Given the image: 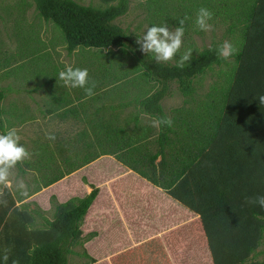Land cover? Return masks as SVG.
Instances as JSON below:
<instances>
[{
	"label": "trees",
	"instance_id": "trees-1",
	"mask_svg": "<svg viewBox=\"0 0 264 264\" xmlns=\"http://www.w3.org/2000/svg\"><path fill=\"white\" fill-rule=\"evenodd\" d=\"M100 1L103 7L76 0H34L38 15L63 31L68 52L111 46L133 51L143 67L142 75L160 84L140 101L141 110L155 120L167 117L160 102L171 95L169 83L176 82L183 94H190L194 78L225 61L217 56L219 42L200 50L183 67L158 63L153 53H139L133 35L113 22L128 11L129 0ZM233 1L201 0V5L237 4L232 13L236 21L230 23L232 30L239 29L232 46L234 64L225 72L217 93L213 86L201 105L174 109L172 126L161 125L154 138L148 128L136 126L134 134L127 136L122 127L109 124L104 134L96 131L92 141L83 143L84 150L78 147L71 152L58 144L65 169H57L44 187L102 154L114 155L199 216L213 264H264V257L255 260L264 237V208L259 203L264 196V106L257 98L264 95V0ZM3 96L0 90V101ZM7 132L0 114V135ZM147 144L155 146V151ZM93 145L98 151L88 152ZM55 160L52 154L48 158L53 164ZM90 186L84 197L59 203L52 219H45V227L32 226L33 213L24 205L15 206L4 186L0 193V264H68V256L83 236V218L99 191L96 185ZM104 194L93 206L97 211L104 207ZM179 241L174 247L181 246ZM83 254L94 261L87 251Z\"/></svg>",
	"mask_w": 264,
	"mask_h": 264
},
{
	"label": "rangeland",
	"instance_id": "rangeland-1",
	"mask_svg": "<svg viewBox=\"0 0 264 264\" xmlns=\"http://www.w3.org/2000/svg\"><path fill=\"white\" fill-rule=\"evenodd\" d=\"M76 1L83 5L104 6L100 0ZM152 1L148 3V0H129L127 14L116 18L113 22L131 33L132 37L135 38V42L138 39L142 40L148 28L152 26H166L169 32L174 34L175 30L181 26L168 25L167 23L171 22L170 24H172L177 14H179L176 6H187L188 8L184 9L187 13L186 17L188 19L193 17V24L184 28L181 49L167 63L178 64L182 54L191 49L190 59L184 63L188 64L200 50L212 43L228 41L235 47L234 41L239 35V29L233 28L232 30L230 23L236 21L235 15H232L233 12H236V3L221 7V5H201V0H163V3L161 0ZM171 3L174 5H170ZM172 7H174V11L171 14L169 9ZM202 7L207 8L213 14L212 19L209 21L211 29L207 32L199 30L195 24L197 12ZM181 17L184 18L185 16ZM76 50H78V53L71 54L72 52H68L63 31L54 22L45 21L38 15L34 0H0V83L8 84L10 79V76L5 77L6 75L3 74L7 69L3 67L2 59L3 57H9L10 54L14 55L15 52L18 53V60L22 63L17 67L19 73L15 77L21 82L17 83L20 87L23 89L25 87L22 82L27 83L29 87H37L41 83L38 87L44 93L50 91L63 93L64 98L67 96L68 87L58 77L59 72L65 70L66 66L81 69H87L91 65L95 68L101 66L100 71L105 73L100 74L98 69H94L92 70L93 78L105 77L112 84L120 80H130V82L137 83H143L145 79L147 80V76L142 75L143 67L141 63L137 61L134 52L129 48L117 46L105 48L103 50L108 52L105 58H102L99 54H96L93 58L90 55V50L87 52L81 48ZM139 53H143L140 50V45ZM233 64L234 58L230 56L222 64L214 65L204 74L194 78L192 81L193 90L190 94H183L178 89L176 82L169 83L171 95L161 100L162 107L167 114H171V110L174 108L191 110L197 105H201L208 100V95L213 86L216 88L213 92L217 93L220 85L224 82L225 72L229 71ZM88 79L90 86L93 81L89 77ZM11 82L14 83V79ZM130 82L121 84L123 95H126L125 88ZM150 84L155 85L156 88L160 86V84L158 85L153 81ZM138 92L141 94L143 90H138ZM133 93L135 94V92ZM133 93H129L125 100L134 99L135 95ZM23 99L21 97L8 98L3 103L8 108L10 103L24 102ZM95 105L97 104L92 102V108ZM34 109V112L31 111V115H34L35 119L21 125L8 126L12 121L17 120L15 117H9L10 122L8 121L6 124L7 131H16V134L20 137L17 145L25 149L27 156L19 161V165H14L8 169L7 179L0 183V188L5 185L13 193H16L15 195L23 197V199L26 194L29 195L27 198L31 200L26 199L24 206L32 207L35 218L32 226L45 227V219H52L55 207L59 204L58 200L61 202L70 198L76 200L78 197H84L92 189L90 184H96L95 180L93 181L94 178H92L93 173L97 176V174L101 175L104 172L106 180L104 182L108 183L114 177L110 173L117 171L119 166L115 165L114 156H112L113 159L101 158L97 162L87 163L88 165L82 167L80 171L75 170L69 174H64L59 180L44 187L42 183L48 177L54 175L58 169L57 163H61V156L57 152L58 144L65 145L71 149V152L78 147L84 150L85 145L83 143L92 141L93 136L89 132L87 139L78 135L83 132L81 130L88 128L85 121L69 120L64 117L57 118L54 115L47 116L41 111L40 106H35ZM48 109L53 110V107L50 106ZM98 114L93 113L92 116H98ZM73 121L74 123H72ZM147 145L152 152L155 151V146ZM96 148L95 145L90 146L88 152H94ZM51 154L57 158L55 160L56 164L48 162V158L51 159ZM80 154L82 153L79 152ZM21 168L24 170L21 171ZM130 182L131 184H122V186L125 189H130V192L134 191V193H128L132 194L128 197H133L129 203L133 204L135 202L134 212L140 214V219L136 217V219L131 220L134 216L123 215V207L121 201L118 200L120 199L119 195L110 186V183L104 189H99L100 194L98 191L99 195L96 196L99 198L100 195L105 193L103 196L104 207L97 211L93 207L95 200L87 210L81 227L84 234L79 245L73 248L74 253L68 256V264H213L197 214L178 202L167 200L166 197L163 201L162 194L165 191L158 186L155 188L154 184V186L149 183L143 185V182L137 179L130 180ZM137 184L144 187V192L135 190L137 186L130 187ZM104 190L105 192H103ZM136 193L138 194L136 195ZM136 197L139 198L136 199ZM156 199H158L160 205H158ZM106 211L123 216V219L127 220V222H124L128 228L122 229L126 234L130 230L133 232L135 228H139L140 235L135 238L137 240L136 244L135 242L132 244L133 242L130 240L124 246L122 244L120 246L111 244V240L113 242L114 239L123 240L124 236L119 234L121 230L111 233L114 229L110 230L105 227L110 216V214L107 216ZM158 213L161 216H159L160 219L164 217L165 222L171 220V217L175 218L169 224L163 225V221H161L159 232L146 226V223H151L153 217ZM182 215L185 217L182 219L177 218ZM170 235H172L171 238ZM178 241L181 246L176 248L174 246ZM98 249L99 251L103 250L102 253H99ZM84 251H87L94 258V261H90L88 257L84 256ZM256 251L255 260H261L264 257V237Z\"/></svg>",
	"mask_w": 264,
	"mask_h": 264
},
{
	"label": "crops",
	"instance_id": "crops-1",
	"mask_svg": "<svg viewBox=\"0 0 264 264\" xmlns=\"http://www.w3.org/2000/svg\"><path fill=\"white\" fill-rule=\"evenodd\" d=\"M186 8H188V7L185 5L176 6L177 11L179 12V14H177V17L179 16V20L180 19L185 20V23H184L185 26L183 25L184 28L191 26L193 24L192 20H194L193 17L189 18V19L186 17L187 13L184 10ZM169 10L172 14L174 11V7H172ZM126 14H127V12L124 15H126ZM181 16H185V17L182 18ZM175 20L172 24H170L171 22H169L167 24L180 26L179 21L177 24L175 22ZM164 23H166V22L164 21ZM107 48H109V47H107ZM76 49H78V48H76ZM76 49L71 51L72 52L71 54L76 53V52L78 53V50H76ZM103 49H105V48H102V49L86 48V49H84V51L87 52L88 50H90L91 51L90 55L93 58H95L96 54H99L102 56V58H105L106 55H108V52H105ZM18 58H19L18 53L15 52L14 55L10 54L9 57H3V59H2L3 63H4L3 67L7 69L3 74H4V76L6 75L5 77L10 76L8 84L0 83V90L4 94L2 100L0 101V114H1V118L4 121L5 125L7 124L8 121L10 122L9 117H15V118H17V120L12 121L11 124H9L8 126L21 125L27 121L34 120L35 117H34V115H31V111L34 112L35 106H40L41 111L47 116L48 115L49 116L54 115L57 118L58 117L59 118L64 117V118H67L69 120L72 119V120H78V121H85L86 122L85 125L88 128H86V130L83 129L81 131L86 132V135L83 137L81 135V133L78 134V135L82 136L81 138H84V139L85 138L87 139L89 134L91 136H93V139H94L96 137V135H95L96 131H99V132L101 131V133L104 134L105 130L107 128L106 126L109 124H111L113 126L122 127L123 131H125V135H127V136L129 134H134L133 129L136 126H137V129H139V127L148 128V130L151 131L149 134V135H151V138H154L155 137L154 135L157 134L159 128L152 127V121L155 120V118L149 116L143 110H141V104H140L141 100L148 97L156 89V87H154L155 85L150 84L152 80L148 81V80H150L148 77H147V80L145 79L143 81V83L130 82V80H123V81L120 80V81H117L115 84H112L105 77L93 78L92 70L98 69V72L100 74H104L105 72L100 71L101 66L98 68H95V67H93V65H91L87 69H88V74H89L88 77L90 79H92L93 83L95 84V87L93 89L94 95L89 97L86 95L85 90L83 88H72V87H70V85H66L68 87V90H67V96L64 98L62 96L63 93H55L53 91H50L49 93H47V92L44 93L38 87L41 83L38 84L37 87H34V86L29 87L27 85V83L22 82L23 84H25L24 85L25 87H24V89L22 87H20L19 84H17V83H21V82H19L17 79H15V77H17V75L19 73L17 71V67L22 64L21 61L18 60ZM13 79H14V83L11 82ZM127 82H130V83H128L127 87L125 88V90H126L125 94L126 95H123L122 89L120 86H121V84L127 83ZM153 82H155V81H153ZM155 83H157V82H155ZM157 84L159 85V83H157ZM129 85H131L133 90L131 87H129ZM90 87H92V83L90 86H89V84L86 86V88H90ZM129 88H131V89L129 90ZM138 90H143V93L139 94ZM133 92H135V94ZM129 93H133V95H135L134 99H129V100L126 99L125 100V97L128 96ZM20 97L22 99L24 97V99H23L24 102L10 103L8 108L4 106L3 102L6 99H8V98H20ZM92 102H93V104L94 103L97 104V105L93 106V108H92ZM160 105H161V102H160ZM50 106L53 107V110L48 109V107H50ZM161 107H162V105H161ZM174 109L171 110V114L169 113L170 115L167 114V112L164 110V108H163V111L167 115L168 118H171L172 116H174V115H172V114H174ZM93 113L94 114L99 113V114H98V116H92ZM72 123H74V121ZM102 125H103V127H102ZM88 132H89V134H88ZM90 141H87V142H90ZM96 151H98V150H96ZM112 156H114V155L102 154V155L98 156L97 158L91 160L89 163L97 162L101 158H112ZM159 158L160 157H158L156 161H158ZM113 160L115 162V165L119 166V168L117 171H114V173H110L111 176L112 175L114 176L112 178V180L109 181L108 183H105L104 181H106V180L104 178V172L101 175L97 174V176L95 175V173H93L92 178H94L93 181L95 180V182H96V184H94V185L99 187V189H101V188L104 189V187H106L110 183V186L112 188H114L116 191H121L117 195H119L120 199H118V200L121 201L122 207L125 206L122 208L123 209V215L134 216L131 220L136 219V217H139V219H140V214H136L134 212L135 211L134 207L136 206L135 202L133 204L129 203V201L132 200L133 197H128V196H132V194H128V193H134V191L130 192V189H125L122 186V184L129 185V184H131L130 180H133V179H137L138 181H142L143 185H146V183L147 184L148 183L152 184V183L148 182L145 178L140 176L138 173L133 171L128 166L121 163L115 157ZM57 164L59 165V166L57 165L58 172L64 171V169H65L64 165L59 163V162ZM88 164H86L84 166H87ZM84 166H82V167H84ZM81 168L77 169V171H80ZM20 170L23 171L24 169L21 168ZM46 181H47V179L42 184L44 185V183ZM4 186L5 185H3L2 188H0V193L4 191ZM130 187H133V188L136 187L135 190H137V191L141 190L144 192V187H142L139 184L132 185ZM130 187H127V188H130ZM155 188H156V186H155ZM8 190L13 195V198L15 201V206L25 205V203H26L25 201H26V199H28L27 197L29 195L27 196V194H26V196H24L25 197L24 199H23V197H21V199H18V195H15L16 193H13L9 188H8ZM165 193L166 192H163V194H162L163 201H165L164 197H166L167 200L173 201L175 203L177 202L176 199L172 198L167 193L166 194ZM99 194H100V191H99ZM137 194L138 193H136V195ZM97 196L95 197L96 199L93 200L94 202H95V200H97V198H98ZM138 198L139 197H136V199H138ZM28 200H31V199L29 198ZM66 200H64V201H66ZM157 200L158 199H156V201ZM58 201H59V203L64 202V201L60 202V200H58ZM94 202H92L91 205ZM150 202H151V200H150ZM118 204H119V206H121L120 203H118ZM158 205H160L159 202H158ZM26 208L29 211L30 215H32V213H33L32 207L31 208L26 207ZM117 208H118V206H117ZM162 210H164V209H162ZM106 213H107V216H109V214H110V216L107 220V224L105 225V227L107 229H110V230L114 229V231L112 230L111 233H115V232H118L119 230H121L119 232V234H122V236H124L123 240L114 239V242H113V240H111V244H113V245L115 244L116 246H120L122 244V246H124V245H127V242L129 240L133 242L132 244H134V242L136 244L137 240H135V238H136V236L140 235L139 228H135L133 230V232H131V230H130V232L126 234V232L122 231V229L128 228V227H126V224H125V222H127V220L123 219L124 218L123 216L122 217L118 216L117 214H115L113 212L110 213V211L109 212L106 211ZM159 216H160V214L158 213V215L153 217L151 223H149V224L146 223V226L148 228H150V227L153 228L154 229L153 231L158 230V232H159L160 225H161L159 223H162L161 221H163L162 224L163 225L165 224L164 223L165 222L164 217L160 219L161 216L160 217ZM142 218H143V216H142ZM168 229H169V227H168ZM126 235H127V237H126Z\"/></svg>",
	"mask_w": 264,
	"mask_h": 264
},
{
	"label": "clouds",
	"instance_id": "clouds-1",
	"mask_svg": "<svg viewBox=\"0 0 264 264\" xmlns=\"http://www.w3.org/2000/svg\"><path fill=\"white\" fill-rule=\"evenodd\" d=\"M212 12L207 8H200L197 12L195 24L201 31H209L211 25L209 21L212 19ZM181 27L175 30V33H170L166 26H152L148 28L142 40L138 39L136 43L140 45V50L144 53H153L158 63H167L172 60L180 51L182 45V37L184 35V19H180ZM191 49L182 54L178 66L183 67L184 63L190 59ZM233 47L228 42H223L217 49L218 58L227 60L233 54ZM88 70L81 68H73L66 66L65 70L59 72V80L72 88H83L87 96L94 95L92 87L86 88L89 83ZM259 104L264 106V95H259ZM173 121L167 117H161L152 121V127L160 128L162 126L171 127ZM20 137L15 130L8 131L7 134L0 135V183L7 179L8 169L14 166L17 162L22 161L27 152L23 147L17 145ZM259 203L264 208V196L259 197Z\"/></svg>",
	"mask_w": 264,
	"mask_h": 264
}]
</instances>
